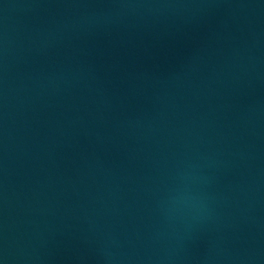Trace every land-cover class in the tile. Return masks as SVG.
Returning <instances> with one entry per match:
<instances>
[{
	"label": "water",
	"instance_id": "95a60500",
	"mask_svg": "<svg viewBox=\"0 0 264 264\" xmlns=\"http://www.w3.org/2000/svg\"><path fill=\"white\" fill-rule=\"evenodd\" d=\"M0 264H264V0H0Z\"/></svg>",
	"mask_w": 264,
	"mask_h": 264
}]
</instances>
